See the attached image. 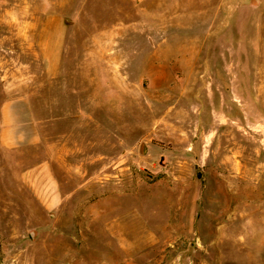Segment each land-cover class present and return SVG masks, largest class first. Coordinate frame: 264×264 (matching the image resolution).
<instances>
[{
	"label": "rangeland",
	"instance_id": "obj_1",
	"mask_svg": "<svg viewBox=\"0 0 264 264\" xmlns=\"http://www.w3.org/2000/svg\"><path fill=\"white\" fill-rule=\"evenodd\" d=\"M230 2L0 0V129L39 132L0 143V264H264V25Z\"/></svg>",
	"mask_w": 264,
	"mask_h": 264
},
{
	"label": "crops",
	"instance_id": "obj_2",
	"mask_svg": "<svg viewBox=\"0 0 264 264\" xmlns=\"http://www.w3.org/2000/svg\"><path fill=\"white\" fill-rule=\"evenodd\" d=\"M137 3H143L146 0H133ZM244 1L247 2L249 15L246 16L245 21L247 23H255L264 25V0H231V28L238 31L239 23L244 22L242 18V7ZM264 27V26H263ZM264 36V31H259V27L256 30V34ZM59 34L58 43L46 42L44 52L40 54L41 69L46 72H57L62 71V39L61 31ZM26 100H22L25 102ZM21 102V100H19ZM16 104H18L16 102ZM12 103H7L3 108L2 114V128L0 129V143L6 149H19L24 145H34L39 141L38 125L33 119L30 112L26 111L20 114V112L11 113L10 107ZM42 168L40 174L36 179L41 182L44 180L51 181V173L47 164L40 165ZM50 186V190H51ZM55 192V191H54ZM54 192H50L48 200L52 202L56 199L57 195Z\"/></svg>",
	"mask_w": 264,
	"mask_h": 264
}]
</instances>
